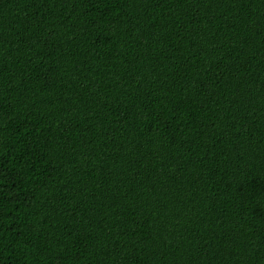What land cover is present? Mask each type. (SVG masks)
Listing matches in <instances>:
<instances>
[{
	"label": "trees",
	"instance_id": "trees-1",
	"mask_svg": "<svg viewBox=\"0 0 264 264\" xmlns=\"http://www.w3.org/2000/svg\"><path fill=\"white\" fill-rule=\"evenodd\" d=\"M0 264H264V0H0Z\"/></svg>",
	"mask_w": 264,
	"mask_h": 264
}]
</instances>
